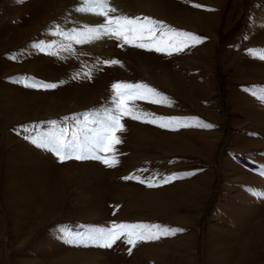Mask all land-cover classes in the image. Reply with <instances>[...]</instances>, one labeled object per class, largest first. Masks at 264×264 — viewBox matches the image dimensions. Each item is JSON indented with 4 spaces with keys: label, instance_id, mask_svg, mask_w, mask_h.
I'll return each mask as SVG.
<instances>
[{
    "label": "rangeland",
    "instance_id": "obj_1",
    "mask_svg": "<svg viewBox=\"0 0 264 264\" xmlns=\"http://www.w3.org/2000/svg\"><path fill=\"white\" fill-rule=\"evenodd\" d=\"M72 1L0 0V264H264V101L248 90L264 88V60L248 51L264 49V0H112L206 39L171 56L107 38L49 55L69 43L58 28L82 27ZM116 82L155 88L168 99L139 108L193 126L123 118L114 167L60 162L39 146L61 129L69 143L82 137L85 114L112 107ZM173 174L183 178L153 188L123 179ZM113 222L184 231L111 249L80 239Z\"/></svg>",
    "mask_w": 264,
    "mask_h": 264
},
{
    "label": "snow or ice",
    "instance_id": "obj_2",
    "mask_svg": "<svg viewBox=\"0 0 264 264\" xmlns=\"http://www.w3.org/2000/svg\"><path fill=\"white\" fill-rule=\"evenodd\" d=\"M79 2L81 6L76 9L77 11L102 18V20L95 24H86L80 28H73L68 32L58 28L57 34L63 35L69 43L60 45L55 52L49 51V55H59L60 52L74 54L73 42L75 44H91L107 38L120 42L119 47L129 45L171 56L174 53L183 52L190 47L199 45L206 39L191 32L174 29L163 21L151 17L124 14L112 3V0H79ZM193 7L201 8L205 6L194 4ZM45 50L44 46H40V51ZM248 51L254 56L258 55L260 60H264V49H250ZM103 63L106 65H118L121 62L113 59L103 61ZM84 75L90 79L91 71L84 73ZM25 87L49 90L57 88L58 84L32 82L30 84L25 83ZM111 88L114 93L111 100L112 107L105 108L102 112L86 113L84 116V127L81 129L83 132L82 137L78 134L69 143L65 139V130L61 129L59 135L54 133L50 140L40 143L39 146L53 152L60 162L73 159L78 161L96 160L108 167H114L119 163L115 155V146L122 143L117 133L126 130L122 123L123 118L128 117L134 121L156 124L160 128H169L171 130L193 126L188 121L194 118L158 117L155 113L139 108L136 101L159 105L168 99L163 93L158 92V90L146 83L116 82L111 85ZM248 90L264 101V88L253 86ZM89 124H96L98 127L90 128ZM196 126L208 129L214 127V125L204 122H199ZM101 153H110L111 158H108L107 155H101ZM192 174L194 173L185 175ZM262 174H264V170H262ZM179 178L183 177L180 174H173L170 177H159L158 179L135 175L123 177L125 180L135 179L149 188L168 184L172 179ZM256 195L264 194L256 193ZM182 231L184 229L163 225L113 222L111 227L91 229L86 234V237L81 236L80 239L86 238L97 247L111 249L118 241L135 247L140 242L159 240L162 237L174 236ZM129 253H131V248H129Z\"/></svg>",
    "mask_w": 264,
    "mask_h": 264
},
{
    "label": "bare ground",
    "instance_id": "obj_3",
    "mask_svg": "<svg viewBox=\"0 0 264 264\" xmlns=\"http://www.w3.org/2000/svg\"><path fill=\"white\" fill-rule=\"evenodd\" d=\"M170 2H171V0H170ZM80 6H81V4H80L79 0H73L72 1L71 6H70V9L67 10V14L71 15V19L74 20V22H75V20H77L78 21V24L79 25H82V26L83 25H86V24H95V23H97L96 21H94V16L93 15H88V14H84V13H81V12L77 11L76 9L78 7H80Z\"/></svg>",
    "mask_w": 264,
    "mask_h": 264
}]
</instances>
